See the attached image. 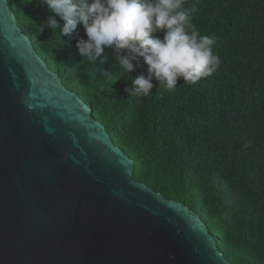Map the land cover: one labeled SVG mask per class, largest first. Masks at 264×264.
<instances>
[{
    "label": "trees",
    "instance_id": "16d2710c",
    "mask_svg": "<svg viewBox=\"0 0 264 264\" xmlns=\"http://www.w3.org/2000/svg\"><path fill=\"white\" fill-rule=\"evenodd\" d=\"M9 2L49 68L135 160L134 178L200 214L232 264H264V0H185L191 23L215 37L219 67L174 89L153 78L146 97L126 91L147 75L142 57L129 74L111 49L89 61L82 25L60 37L42 29L50 13L39 0Z\"/></svg>",
    "mask_w": 264,
    "mask_h": 264
},
{
    "label": "water",
    "instance_id": "95a60500",
    "mask_svg": "<svg viewBox=\"0 0 264 264\" xmlns=\"http://www.w3.org/2000/svg\"><path fill=\"white\" fill-rule=\"evenodd\" d=\"M92 112L0 0V264H232Z\"/></svg>",
    "mask_w": 264,
    "mask_h": 264
},
{
    "label": "clouds",
    "instance_id": "9594fccd",
    "mask_svg": "<svg viewBox=\"0 0 264 264\" xmlns=\"http://www.w3.org/2000/svg\"><path fill=\"white\" fill-rule=\"evenodd\" d=\"M50 15L41 25L61 36L72 37L82 25L87 39H79L77 48L82 58L99 61L105 49L115 53L119 66L129 74L133 61L143 58L147 75L132 80L129 95L148 96L158 85L167 89L183 83L194 84L210 76L220 64L213 53L215 37L201 35L191 23L185 0H39ZM194 10V9H193ZM63 22L62 24L60 22ZM163 31L161 39L154 33ZM63 43H65L63 41Z\"/></svg>",
    "mask_w": 264,
    "mask_h": 264
}]
</instances>
